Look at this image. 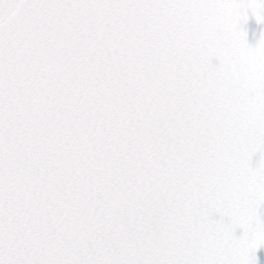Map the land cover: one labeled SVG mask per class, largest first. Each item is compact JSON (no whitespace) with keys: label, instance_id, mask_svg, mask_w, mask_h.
Here are the masks:
<instances>
[{"label":"snow or ice","instance_id":"6c2138e0","mask_svg":"<svg viewBox=\"0 0 264 264\" xmlns=\"http://www.w3.org/2000/svg\"><path fill=\"white\" fill-rule=\"evenodd\" d=\"M249 18L264 0H0V264H258Z\"/></svg>","mask_w":264,"mask_h":264},{"label":"water","instance_id":"95a60500","mask_svg":"<svg viewBox=\"0 0 264 264\" xmlns=\"http://www.w3.org/2000/svg\"><path fill=\"white\" fill-rule=\"evenodd\" d=\"M246 31V41L250 45H254L256 41L260 38L261 30L264 29V25L257 24L253 18H249L247 23L244 25ZM254 160L256 157L253 158ZM237 230V235H239ZM258 264H264V247L259 248L256 253Z\"/></svg>","mask_w":264,"mask_h":264},{"label":"clouds","instance_id":"9594fccd","mask_svg":"<svg viewBox=\"0 0 264 264\" xmlns=\"http://www.w3.org/2000/svg\"><path fill=\"white\" fill-rule=\"evenodd\" d=\"M249 11H251V9H249Z\"/></svg>","mask_w":264,"mask_h":264}]
</instances>
